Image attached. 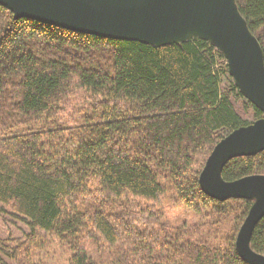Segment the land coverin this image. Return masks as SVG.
Listing matches in <instances>:
<instances>
[{
  "label": "trees",
  "instance_id": "trees-1",
  "mask_svg": "<svg viewBox=\"0 0 264 264\" xmlns=\"http://www.w3.org/2000/svg\"><path fill=\"white\" fill-rule=\"evenodd\" d=\"M235 4L264 55V0ZM225 63L197 38L156 48L0 6V216L28 228L0 238V264H37L40 232L69 249V264H245L235 239L254 200L219 202L198 184L213 147L263 117ZM221 172L264 175V151ZM168 192L195 224L153 221ZM250 240L263 256L264 216Z\"/></svg>",
  "mask_w": 264,
  "mask_h": 264
},
{
  "label": "water",
  "instance_id": "water-1",
  "mask_svg": "<svg viewBox=\"0 0 264 264\" xmlns=\"http://www.w3.org/2000/svg\"><path fill=\"white\" fill-rule=\"evenodd\" d=\"M0 6L16 20L156 48L197 38L223 55L236 89L263 117L235 129L213 147L198 184L206 196L219 202L254 200L235 248L245 264H264V255L250 249L254 227L264 216V175L233 182L221 178L229 161L264 151V55L235 0H0Z\"/></svg>",
  "mask_w": 264,
  "mask_h": 264
},
{
  "label": "rangeland",
  "instance_id": "rangeland-1",
  "mask_svg": "<svg viewBox=\"0 0 264 264\" xmlns=\"http://www.w3.org/2000/svg\"><path fill=\"white\" fill-rule=\"evenodd\" d=\"M251 117V112L243 116L244 119L248 120H250ZM171 197H174V194L168 192L156 207L151 204H146V206H144L143 202L140 204L146 209L154 207L156 218H153V221L155 219V223H157V219H159V221L163 223L169 222L176 226H180L181 224L192 226L199 220V217L189 210L180 207L178 204L174 205L175 203L173 204L169 199ZM226 226L227 224H225L224 230ZM26 235H28V228L25 225L20 222H13L9 216H5L4 218L0 216V238L5 239L10 237L16 240H24ZM38 238V245L33 249V262L37 264H69L70 251L65 245L63 246L55 237L46 235L44 232H40Z\"/></svg>",
  "mask_w": 264,
  "mask_h": 264
}]
</instances>
